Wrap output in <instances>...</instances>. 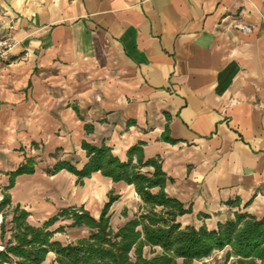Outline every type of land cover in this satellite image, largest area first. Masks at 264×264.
<instances>
[{
  "label": "crops",
  "instance_id": "crops-1",
  "mask_svg": "<svg viewBox=\"0 0 264 264\" xmlns=\"http://www.w3.org/2000/svg\"><path fill=\"white\" fill-rule=\"evenodd\" d=\"M7 34L0 195L29 223L70 206L97 218L110 192L119 195L114 228L138 213L132 184L50 171L58 161L81 169L84 142L122 161L134 146L159 158L166 193L190 209L182 225L214 229L238 210L264 215V0H0ZM27 158L33 171L16 174ZM88 234L67 226L54 239ZM9 237L0 229V246Z\"/></svg>",
  "mask_w": 264,
  "mask_h": 264
},
{
  "label": "trees",
  "instance_id": "trees-1",
  "mask_svg": "<svg viewBox=\"0 0 264 264\" xmlns=\"http://www.w3.org/2000/svg\"><path fill=\"white\" fill-rule=\"evenodd\" d=\"M83 148L88 161L81 169L69 161H58L50 171L67 169L81 184L94 171L115 182L132 184L143 202L138 213L114 228L110 208L119 195L110 192L97 218L83 206H70L41 225H33L27 220L28 211L19 205L11 206L4 195L0 201V229L4 234L8 227L10 237L0 250V264H45L49 252L55 253L49 264H193L194 260L226 248L222 264H264V215L238 210L233 218L218 223L214 229L182 225L178 218L190 209L166 193L168 176L159 158L145 159L139 146L128 151L126 161L105 144L84 142ZM33 163L32 158H27L16 174L32 172ZM60 219L70 223L51 230ZM67 226H87L89 234L67 243L54 239V234ZM146 247L150 257L145 255Z\"/></svg>",
  "mask_w": 264,
  "mask_h": 264
},
{
  "label": "rangeland",
  "instance_id": "rangeland-1",
  "mask_svg": "<svg viewBox=\"0 0 264 264\" xmlns=\"http://www.w3.org/2000/svg\"><path fill=\"white\" fill-rule=\"evenodd\" d=\"M128 205L131 211L133 209H137V202L135 199L129 202ZM6 230L7 232H9L8 227H6ZM226 249L215 250L208 257L197 260L195 264H222L224 262V256H225Z\"/></svg>",
  "mask_w": 264,
  "mask_h": 264
},
{
  "label": "built area",
  "instance_id": "built-area-1",
  "mask_svg": "<svg viewBox=\"0 0 264 264\" xmlns=\"http://www.w3.org/2000/svg\"><path fill=\"white\" fill-rule=\"evenodd\" d=\"M14 46L13 38L10 34L0 37V64L5 59L6 53L12 49ZM2 195H0V201L2 200ZM2 222V215L0 214V223ZM3 247L0 246V250ZM8 264V263H5Z\"/></svg>",
  "mask_w": 264,
  "mask_h": 264
}]
</instances>
